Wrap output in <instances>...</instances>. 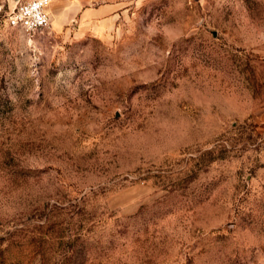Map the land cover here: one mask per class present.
<instances>
[{
  "label": "rangeland",
  "instance_id": "obj_1",
  "mask_svg": "<svg viewBox=\"0 0 264 264\" xmlns=\"http://www.w3.org/2000/svg\"><path fill=\"white\" fill-rule=\"evenodd\" d=\"M0 0V264H264V0Z\"/></svg>",
  "mask_w": 264,
  "mask_h": 264
},
{
  "label": "built area",
  "instance_id": "obj_2",
  "mask_svg": "<svg viewBox=\"0 0 264 264\" xmlns=\"http://www.w3.org/2000/svg\"><path fill=\"white\" fill-rule=\"evenodd\" d=\"M52 0H17L8 11L10 26L36 31L50 24L49 5Z\"/></svg>",
  "mask_w": 264,
  "mask_h": 264
}]
</instances>
